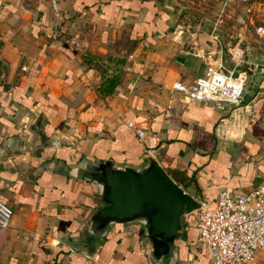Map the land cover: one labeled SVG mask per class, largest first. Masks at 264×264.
<instances>
[{"label": "crops", "instance_id": "0c3cea01", "mask_svg": "<svg viewBox=\"0 0 264 264\" xmlns=\"http://www.w3.org/2000/svg\"><path fill=\"white\" fill-rule=\"evenodd\" d=\"M164 1L58 0L54 16L48 0H0V199L12 209L0 264H210L192 216L172 263L150 260L137 222L90 232L97 189L75 168L141 164L129 124L155 133L153 157L199 201L264 179L261 44L185 38L174 28L179 8ZM202 54L245 76L232 116L172 87L202 74ZM247 264H264V246Z\"/></svg>", "mask_w": 264, "mask_h": 264}, {"label": "built area", "instance_id": "2783aa9c", "mask_svg": "<svg viewBox=\"0 0 264 264\" xmlns=\"http://www.w3.org/2000/svg\"><path fill=\"white\" fill-rule=\"evenodd\" d=\"M235 1L243 4L244 9L236 6ZM256 0H222L223 5L233 6L239 16L249 10ZM54 16L59 15L58 0H48ZM256 38L264 51V25H258ZM207 54L204 69L194 81L184 86L178 81L172 87L184 91L188 101H211L224 109L227 116L240 105L244 89L245 76L224 68L221 62H215ZM257 65L250 63V69ZM264 70V61L260 64ZM137 138L143 144V157L154 156L157 140L155 133L147 127L129 124ZM220 133H225L220 128ZM201 206L190 213L183 214V220L194 218L196 239L204 243L209 250L210 264H247L256 251L264 246V179L247 191H235L226 187L217 190L212 201H200ZM12 214L11 207L0 199V228H6ZM190 264V263H187Z\"/></svg>", "mask_w": 264, "mask_h": 264}, {"label": "water", "instance_id": "95a60500", "mask_svg": "<svg viewBox=\"0 0 264 264\" xmlns=\"http://www.w3.org/2000/svg\"><path fill=\"white\" fill-rule=\"evenodd\" d=\"M139 165L116 164L111 158L82 160L75 175L96 185L99 206L89 215V230L103 235L110 224L137 222L149 241L152 262L176 259V241L182 235L183 214L201 202L175 182L164 167L147 155Z\"/></svg>", "mask_w": 264, "mask_h": 264}, {"label": "rangeland", "instance_id": "374dc122", "mask_svg": "<svg viewBox=\"0 0 264 264\" xmlns=\"http://www.w3.org/2000/svg\"><path fill=\"white\" fill-rule=\"evenodd\" d=\"M166 1L171 2L174 11L179 8L174 28L179 29L180 35L185 38H197L199 34L209 37V34H213L223 46L237 39L252 43L257 40L254 37L255 28L264 25V0H256L242 16H239L233 6L223 5L222 0H165L164 2ZM235 4L244 9L242 3L235 1ZM224 66L227 68L226 65Z\"/></svg>", "mask_w": 264, "mask_h": 264}]
</instances>
